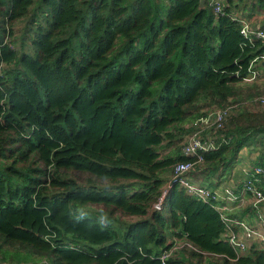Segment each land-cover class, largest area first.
I'll return each mask as SVG.
<instances>
[{"label": "trees", "instance_id": "1", "mask_svg": "<svg viewBox=\"0 0 264 264\" xmlns=\"http://www.w3.org/2000/svg\"><path fill=\"white\" fill-rule=\"evenodd\" d=\"M34 5L43 18L32 15L20 53L15 24ZM230 12L201 0H0V264H163L165 252L166 264H264V243L240 252L223 237L213 202L166 190L174 165L195 160L180 150L186 124L219 108L233 107L220 130L230 142L195 167L230 174L246 146L264 165V66L262 82L235 74L264 44Z\"/></svg>", "mask_w": 264, "mask_h": 264}, {"label": "built area", "instance_id": "2", "mask_svg": "<svg viewBox=\"0 0 264 264\" xmlns=\"http://www.w3.org/2000/svg\"><path fill=\"white\" fill-rule=\"evenodd\" d=\"M211 6L216 14H223L224 7L221 0H212ZM239 22L241 24V32L248 42L254 43L257 39L261 40L264 44V29H252L245 20H240ZM262 61H264V53L251 61L246 75L242 76L241 70L243 67L239 66V69L235 72L236 76L242 78L245 82H252L259 79L263 73L258 64ZM236 64H238L237 61ZM257 100L259 107L264 109V95H261ZM232 113V106L219 108L198 117L191 123L194 130L188 134L183 141L181 153L186 157H193L195 160L180 161L174 165L171 178L172 181L168 184V188L173 183H178L190 195L205 202H213L214 206L221 212L222 219L226 226L223 237L227 239L235 249L243 252L254 242L258 241L264 243V165L262 162L259 159L252 162L248 169L247 176L241 183V192L247 194L252 200V207L258 219L255 225L245 219L239 220L232 216L230 217L227 214L230 207L224 204L218 191L194 180L190 176V172L196 163L204 160V154L206 152L219 149L223 144L230 142L231 137L222 134L220 130L223 129L228 117L232 115ZM164 195L160 198V202L155 205L156 209H161ZM229 197L232 202L242 199L241 194L236 193H232ZM170 255V252H165L161 255L163 264H166L165 259Z\"/></svg>", "mask_w": 264, "mask_h": 264}, {"label": "crops", "instance_id": "3", "mask_svg": "<svg viewBox=\"0 0 264 264\" xmlns=\"http://www.w3.org/2000/svg\"><path fill=\"white\" fill-rule=\"evenodd\" d=\"M212 0H205L211 4ZM223 2V7L226 5L230 7V15L237 20H245L248 22L252 29H264V0H221ZM262 77L259 78V82L263 81ZM189 122L187 126L191 125ZM249 149V153H255L253 147H244L239 152L238 158L233 162V169L230 177L227 173L221 174L216 177L217 171H211L210 169H205L207 166L202 168H196L192 170L191 176L199 181L200 183L207 185L216 191H218L220 197L223 199L224 204L230 207L227 214L231 217L237 218L239 220H247L251 224H257L258 219L255 216V211L252 207V200L247 195L241 192V183L243 179L247 176L248 169L252 164L249 155H245L244 151ZM259 152V151H258ZM259 154V153H258ZM203 171V172H202ZM171 175V174H170ZM170 175L168 176L170 178ZM203 177H208L216 181V186L208 185ZM168 189V187L166 188ZM232 193L241 194L242 199L240 201L232 202L229 195ZM263 212H264V202H263Z\"/></svg>", "mask_w": 264, "mask_h": 264}, {"label": "rangeland", "instance_id": "4", "mask_svg": "<svg viewBox=\"0 0 264 264\" xmlns=\"http://www.w3.org/2000/svg\"><path fill=\"white\" fill-rule=\"evenodd\" d=\"M38 6V5H37ZM37 6L36 5H34V7H31V10H30V13L28 14V15H26V16H24L23 18H21L19 21H17V23L15 24V35H14V37H13V39H15L16 40V48L19 50V52L20 53H22L23 52V50H30V47H29V45H27L26 43L24 44L23 43V41L26 39L27 40V38H28V36H29V41H30V36L31 35H29L28 34V36H25L26 35V28H27V24H28V22H30L32 19H33V17H32V15H36L37 14V16H38V18L41 20L42 18H43V11L42 10H38L37 9ZM31 26H33L32 24H31ZM19 53V54H20ZM188 125V123L186 124V126ZM181 148H182V146H181ZM181 150V149H180ZM163 151V150H162ZM255 151H257V152H255V153H249V149H246L245 151H244V154L245 155H249V158L251 159V161L252 162H255L256 160H258V159H260V155L258 154L260 151L259 150H255ZM259 151V152H258ZM163 152H165V151H163ZM167 152V151H166ZM165 154V153H164ZM234 168V167H233ZM232 168V169H233ZM231 172H232V170H231ZM231 172H230V174H228L227 173V176L228 177H230V175H231ZM171 174V173H170ZM170 174H168V175H170ZM171 176V175H170ZM217 176H219V173H217L216 174V177ZM170 179V178H169ZM203 179L205 180V182L208 184V185H213V186H216V181L215 180H213V179H210V178H208V177H203ZM168 187V185H166V188ZM88 206V207H87ZM81 208H83V209H89V210H91L92 212H95L96 214H98V216L100 217V219H101V221L105 218V221L103 220L102 222L104 223V224H106V222H108V224H110V225H113V223L111 222V220L110 221H108L109 219H108V217L106 216V215H100L99 213H97L98 211H99V209L98 208H92L91 206H89V205H86V206H82ZM126 220H128V222L127 223H132V222H135L138 218H136V216H129V218H125ZM114 224H115V227H119V226H124V221L123 220H121V219H119V220H115L114 221Z\"/></svg>", "mask_w": 264, "mask_h": 264}, {"label": "water", "instance_id": "5", "mask_svg": "<svg viewBox=\"0 0 264 264\" xmlns=\"http://www.w3.org/2000/svg\"><path fill=\"white\" fill-rule=\"evenodd\" d=\"M205 6V0H201V7ZM261 64L264 66V61L261 62Z\"/></svg>", "mask_w": 264, "mask_h": 264}]
</instances>
